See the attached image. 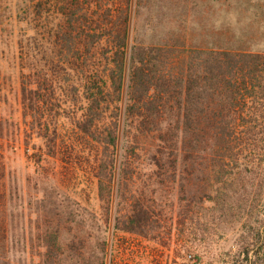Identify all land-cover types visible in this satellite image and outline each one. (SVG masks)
Instances as JSON below:
<instances>
[{
    "label": "rangeland",
    "instance_id": "rangeland-1",
    "mask_svg": "<svg viewBox=\"0 0 264 264\" xmlns=\"http://www.w3.org/2000/svg\"><path fill=\"white\" fill-rule=\"evenodd\" d=\"M132 12L130 44H176L187 51L220 46L264 56V0H146L142 7L134 0ZM58 22L48 0H0V178L6 177L0 183V264H41L46 249L40 233L57 224L64 241L75 234L85 239L93 262L103 257L105 264H264V65L248 103L253 115L245 116L255 130L250 145L236 139L226 144L236 146L231 151L206 152L207 162L215 161L205 175L220 193L216 202L189 206L180 200L179 186L166 188L155 222L164 230L157 239L144 238L117 229L128 196L118 186V167L107 204L86 164L93 152L51 151L46 133L56 124L58 132L74 135L77 107L56 91L53 109L25 110L22 86L29 82L36 89L37 74L52 64L50 33ZM55 154L67 156L68 165ZM141 169L135 194L151 175ZM54 208L61 213L59 223L50 215Z\"/></svg>",
    "mask_w": 264,
    "mask_h": 264
},
{
    "label": "trees",
    "instance_id": "trees-1",
    "mask_svg": "<svg viewBox=\"0 0 264 264\" xmlns=\"http://www.w3.org/2000/svg\"><path fill=\"white\" fill-rule=\"evenodd\" d=\"M48 3L59 16L50 33L53 62L37 74L36 89L30 90L32 83L23 84L22 97L25 110L31 105L37 113L43 106L46 111L53 109L56 91L62 101L77 107L74 135L58 132L56 124L49 130L53 138L46 133L51 151L93 152L86 164L99 198L107 204L119 168L118 186L128 195L117 226L124 232L144 238L160 236L164 228L156 227L157 203L166 188L179 186L180 200L189 206L215 203L220 193L205 175L214 161L207 162L206 152L231 151L236 146L226 144L236 139L250 145L255 130L245 116L253 115L248 103L256 96L264 56L220 46H195L187 51L176 44L138 40L130 44L134 0ZM144 5L146 0H137V7ZM42 90L45 97L34 100ZM3 132L0 118V138ZM2 159L0 152V169H4ZM57 159L68 165L67 156ZM143 167L151 175L135 194ZM5 178L3 174L0 183ZM52 211L53 223L61 222V213H55L56 208ZM47 233L38 234L46 249L41 264H105L103 257L90 260L83 237L75 234L64 241L61 224Z\"/></svg>",
    "mask_w": 264,
    "mask_h": 264
}]
</instances>
